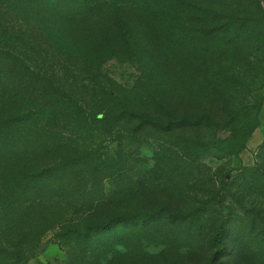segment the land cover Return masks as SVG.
<instances>
[{"label": "rangeland", "instance_id": "374dc122", "mask_svg": "<svg viewBox=\"0 0 264 264\" xmlns=\"http://www.w3.org/2000/svg\"><path fill=\"white\" fill-rule=\"evenodd\" d=\"M262 2L195 0L203 11L190 16L193 23L164 20L162 34L132 38L112 54L74 38L64 39L61 54L59 39L39 26L5 21L29 43L37 36L44 43L35 67L16 76L20 90L47 97L44 79H62L64 90L87 109L107 102L106 95L118 102L112 127L98 134L99 154L115 169L103 178L106 203L96 215L104 221L131 216L95 235L98 246L86 260L85 241L64 238L61 224L44 230L26 225L15 233L20 241L11 248V264H264ZM31 32L37 35L29 39ZM259 101L258 126L244 140L255 117L246 107ZM123 102L156 120L202 116L209 124L140 130L139 120H120ZM222 218L227 231L218 245ZM112 238L117 244L109 260L98 262L93 249Z\"/></svg>", "mask_w": 264, "mask_h": 264}, {"label": "trees", "instance_id": "16d2710c", "mask_svg": "<svg viewBox=\"0 0 264 264\" xmlns=\"http://www.w3.org/2000/svg\"><path fill=\"white\" fill-rule=\"evenodd\" d=\"M200 11L195 0H0V257L6 264H11L10 257L15 255L11 248L15 250L20 241L14 240L15 233L26 225L44 230L61 224L64 238L85 241L86 260L91 246H98L95 235L131 216H111L104 221L96 215L106 203L103 178L115 169L113 162L99 154L98 134L112 127L111 109L117 101L106 95L107 102L93 103L87 109L85 101L64 90L62 79L54 83L44 79L50 96L27 95L15 78L35 67L44 43L39 36L29 43L21 30L5 21L39 26L54 41L59 39L61 54L67 50L64 39L73 38L84 45L99 43L100 54H112L129 47L132 38L162 34L164 20L193 23L190 16L197 18ZM35 35L31 32L28 38ZM126 104L118 113L120 120H139L140 130H186L209 124L208 117L202 116L156 120ZM261 105L259 101L246 107L255 111V117L244 140L258 126ZM225 221L222 218L214 235L218 245L227 231ZM115 241L109 239L93 249L98 262L109 260ZM16 254L19 258L20 253Z\"/></svg>", "mask_w": 264, "mask_h": 264}, {"label": "water", "instance_id": "95a60500", "mask_svg": "<svg viewBox=\"0 0 264 264\" xmlns=\"http://www.w3.org/2000/svg\"><path fill=\"white\" fill-rule=\"evenodd\" d=\"M263 5H264V3H263Z\"/></svg>", "mask_w": 264, "mask_h": 264}]
</instances>
